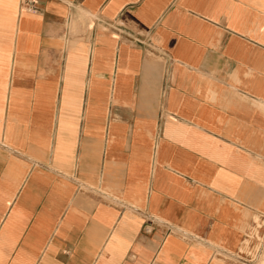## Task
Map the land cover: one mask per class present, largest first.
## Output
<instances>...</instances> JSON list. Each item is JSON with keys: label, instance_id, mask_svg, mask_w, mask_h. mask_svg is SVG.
Segmentation results:
<instances>
[{"label": "crops", "instance_id": "0c3cea01", "mask_svg": "<svg viewBox=\"0 0 264 264\" xmlns=\"http://www.w3.org/2000/svg\"><path fill=\"white\" fill-rule=\"evenodd\" d=\"M37 1L0 0V264H241L264 0Z\"/></svg>", "mask_w": 264, "mask_h": 264}, {"label": "rangeland", "instance_id": "374dc122", "mask_svg": "<svg viewBox=\"0 0 264 264\" xmlns=\"http://www.w3.org/2000/svg\"><path fill=\"white\" fill-rule=\"evenodd\" d=\"M246 236L239 249L241 264H264V222L253 217L244 230Z\"/></svg>", "mask_w": 264, "mask_h": 264}, {"label": "built area", "instance_id": "2783aa9c", "mask_svg": "<svg viewBox=\"0 0 264 264\" xmlns=\"http://www.w3.org/2000/svg\"><path fill=\"white\" fill-rule=\"evenodd\" d=\"M20 7L23 10L31 11V12H38V1L37 0H21ZM137 43L139 41H136Z\"/></svg>", "mask_w": 264, "mask_h": 264}]
</instances>
